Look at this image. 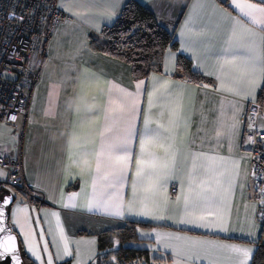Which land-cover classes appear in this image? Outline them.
Wrapping results in <instances>:
<instances>
[{"label": "crops", "instance_id": "1", "mask_svg": "<svg viewBox=\"0 0 264 264\" xmlns=\"http://www.w3.org/2000/svg\"><path fill=\"white\" fill-rule=\"evenodd\" d=\"M127 1H58L60 18L44 44V61L29 90L26 115L15 127L0 121V155L20 159L24 181L23 191L6 190L8 174L0 168V197L8 191L14 198L7 210V225L32 264H46L49 255L53 264H92L100 252L99 236L130 226L136 239L124 246L146 253L153 264H228L236 254L220 245L229 244L252 249L251 264L256 249L264 246V235L257 219L258 205L250 193V155L243 147V133L247 106L262 100L264 85L256 89L247 80L234 81L231 67L221 69L220 59L221 50L233 42L227 18H239L240 11L230 0H135L172 34L176 50L166 49L160 71L134 79L130 64L88 48L89 39L100 38L101 30L115 22ZM178 56L188 59L192 71L207 82L196 84L176 76ZM165 65L171 70L168 75ZM141 80L145 85L137 99L143 110L149 108L147 93L156 89L159 96L164 81L169 82V92L152 107L154 119L167 123L169 116L162 105L174 104L180 97L183 119L176 139L175 172L151 195L143 189L150 183L156 185L158 177L137 182L132 159L120 185L121 195L116 196L110 187L113 177L119 175L115 154L112 160L97 154L123 135L130 102L125 92L136 93ZM85 99L87 103H83ZM234 103L240 105L239 112ZM133 121L142 128L143 112L134 114ZM133 146L139 153L138 139ZM147 152L146 160L152 153L164 156L151 145ZM202 184L213 191L202 190ZM205 195L213 203L207 204ZM186 197L190 201L187 209ZM89 201L96 207H88ZM105 203L117 205L123 215L108 214L111 208L103 207ZM18 208L28 212H16ZM149 210L163 218L142 214ZM25 215L40 259L29 252L20 228L13 223L14 219L23 222ZM201 215L213 225L226 221L228 230L181 223ZM61 229L66 241L60 238ZM45 244L48 253L43 251ZM65 245L69 255L56 259Z\"/></svg>", "mask_w": 264, "mask_h": 264}, {"label": "snow or ice", "instance_id": "2", "mask_svg": "<svg viewBox=\"0 0 264 264\" xmlns=\"http://www.w3.org/2000/svg\"><path fill=\"white\" fill-rule=\"evenodd\" d=\"M230 4L240 11V17L229 16L227 19L231 24L232 34L231 40L227 47L223 48L220 52V59L223 60L221 69L224 65H229L232 72L235 74L233 80L239 82L241 80H247L249 84H252L254 88L259 89L264 85V0H256V2H249V0H244L243 3L240 0H230ZM171 55V53H169ZM199 68V63L197 64ZM170 69L165 65L164 73L168 75ZM205 75H213L211 72H205ZM221 79V77H217ZM158 79V78H157ZM223 83V80H222ZM145 81L141 80L136 84V93L125 92V96L129 98V104L127 105L128 119L127 126L123 135L110 141L106 148H103L97 155H107L109 160L113 159L115 154V159L118 162L119 175L114 176L110 187L112 189V194L116 196L121 195V182L124 177L128 174L127 164L130 160H135L136 170L134 176L137 182L149 180L151 181L153 177H158L156 185L151 183L144 191L151 195H155L158 191V187L161 183L166 182L169 178L174 175L175 172V157L178 154L179 148L176 143L177 136L179 135L178 129L181 125L182 116V105L178 102L179 95L177 97V102L169 105H162L169 116L167 123L162 122L160 119H154L152 115V107L156 105L159 99L165 96L169 92V82L164 81V91L157 95V90L153 89L147 93L149 108L147 110L141 109L140 102L137 99L141 89L144 87ZM205 88L208 85H204ZM236 94H239L238 92ZM247 98V97H245ZM95 99V97H93ZM87 103V99L83 101ZM233 107L237 112L240 111V105L234 103ZM92 114L95 113V109L89 110ZM143 112V127L140 128L133 121V115ZM161 116L164 115V111L160 113ZM14 118V117H13ZM154 125V126H153ZM236 123H233L232 129L235 130ZM108 130H111V125H109ZM134 139L139 140V153L136 152L133 146ZM153 146L156 149L164 153L163 158H161L157 153L151 154V159H145L148 155L147 146ZM203 155V154H202ZM69 159H71V149L69 150ZM210 160L217 159L216 157H208ZM222 159V158H221ZM84 165L89 163L85 160ZM3 175V173H0ZM202 190L213 191L210 187L205 184L201 185ZM136 189L134 188L133 195H135ZM262 196H264V191H262ZM69 197V199H74ZM13 197H0V202L7 205ZM55 199V197H53ZM64 196L63 193L60 194V202L63 205ZM204 200L207 204L213 203L212 199L207 195L204 196ZM264 204V200L261 201ZM190 201L185 198V208L189 207ZM66 206V205H64ZM105 208H111L108 214L114 216L123 215L122 210L117 205L103 204ZM88 207H96V205L89 201ZM16 212L27 213V208H18ZM138 215L141 213H137ZM143 215H150L153 219H162L163 217H157L152 211H146L142 213ZM15 215V213H14ZM52 216H56L59 219V215L56 212L51 213ZM3 216V210L0 209V217ZM13 223L16 224L20 230L21 234L24 236V242L28 245V250L36 257L40 259L39 254L36 252L32 240L34 233L31 230V222L27 215L24 216L23 222L19 219H14ZM36 225L39 226L40 221H35ZM181 223L193 224L196 227H217L220 231H227V222L221 221L217 224H211L205 216L201 215L199 217H194L192 219H186L181 221ZM8 231L9 235L6 237L5 241L0 242V246L4 248L5 252L15 251V237L11 233V229L0 228V232ZM51 234V233H49ZM141 235H151V233H141ZM159 236L160 233H155ZM40 239H44V233L39 234ZM60 238L62 240H67V237L63 234V229L60 230ZM176 239H189L187 237H177ZM48 244L44 245V253H48ZM220 247L230 250L235 253V257L231 258L228 264H250V259L253 250L250 248H244L239 245H220ZM69 255L67 245L63 249V253L59 250L55 256L56 259L62 258V256ZM191 258V254L189 255ZM12 259H16L13 255ZM0 264H9L8 261H3L0 258ZM46 264H53V256L49 255ZM175 264V262H174Z\"/></svg>", "mask_w": 264, "mask_h": 264}, {"label": "built area", "instance_id": "3", "mask_svg": "<svg viewBox=\"0 0 264 264\" xmlns=\"http://www.w3.org/2000/svg\"><path fill=\"white\" fill-rule=\"evenodd\" d=\"M59 0H0V121L17 126L26 115L29 90L44 61V44L60 18ZM45 31V32H44ZM14 117V118H13ZM243 147L250 155V193L258 205L257 219L264 226V97L247 106ZM0 168L8 174L6 186L22 190V164L0 155ZM113 240L92 264H153L146 253L127 254Z\"/></svg>", "mask_w": 264, "mask_h": 264}, {"label": "trees", "instance_id": "4", "mask_svg": "<svg viewBox=\"0 0 264 264\" xmlns=\"http://www.w3.org/2000/svg\"><path fill=\"white\" fill-rule=\"evenodd\" d=\"M101 37H91L88 48L93 52L120 59L130 64L134 79H143L151 71H160L162 57L166 49L176 50L172 34L158 24L154 15L135 0H128L115 22L101 30ZM176 76L185 77L191 82L202 84L207 82L204 77L192 71L190 62L178 56ZM133 226L123 231L106 232L99 236V249L102 250L118 240L120 244L134 241ZM264 235V226L262 227ZM21 251V250H20ZM127 254L134 250L127 247ZM25 264H32L22 253ZM251 264H264V246L254 253Z\"/></svg>", "mask_w": 264, "mask_h": 264}, {"label": "water", "instance_id": "5", "mask_svg": "<svg viewBox=\"0 0 264 264\" xmlns=\"http://www.w3.org/2000/svg\"><path fill=\"white\" fill-rule=\"evenodd\" d=\"M8 196L13 197L10 192L6 191L5 195L3 197H8ZM13 201H14V198L7 205H4V204H2V202H0V209L3 210V216L0 217V228L11 229L7 225V210ZM10 234L13 237H15V245H14L15 251H14V253L13 252H5L4 248L2 246H0V258H2L3 261H8L9 264H25L23 261L22 255H21L17 236L12 229H11ZM8 235H9L8 231L0 232V242L5 241V239ZM13 255H15L16 259H12Z\"/></svg>", "mask_w": 264, "mask_h": 264}, {"label": "rangeland", "instance_id": "6", "mask_svg": "<svg viewBox=\"0 0 264 264\" xmlns=\"http://www.w3.org/2000/svg\"><path fill=\"white\" fill-rule=\"evenodd\" d=\"M11 188L10 187H8V186H6V190H10ZM116 240V239H115ZM118 243H120L118 240H116Z\"/></svg>", "mask_w": 264, "mask_h": 264}]
</instances>
